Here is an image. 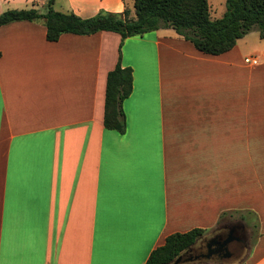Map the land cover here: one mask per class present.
I'll use <instances>...</instances> for the list:
<instances>
[{"label":"crops","instance_id":"1","mask_svg":"<svg viewBox=\"0 0 264 264\" xmlns=\"http://www.w3.org/2000/svg\"><path fill=\"white\" fill-rule=\"evenodd\" d=\"M48 2L0 0V15ZM126 8L53 5L82 19ZM119 62L133 70L124 134L104 125ZM234 226L241 254L204 264H264L258 29L213 56L169 29L49 42L42 19L0 28V264H147L171 235L202 229L209 241Z\"/></svg>","mask_w":264,"mask_h":264},{"label":"trees","instance_id":"2","mask_svg":"<svg viewBox=\"0 0 264 264\" xmlns=\"http://www.w3.org/2000/svg\"><path fill=\"white\" fill-rule=\"evenodd\" d=\"M133 11L122 14L101 12L89 19L53 9L49 0L45 13L39 10H11L0 15V28L17 23L44 20L47 40L58 42L61 36L73 34L91 36L101 32L116 33L122 40L142 37L161 29H173L207 55L220 56L235 48L237 42L258 29L264 39V0H226L227 11L213 19L209 0H132ZM133 92V70L119 62L108 74L105 98V128L125 133L126 123L122 103ZM224 218V215H223ZM224 225L222 226V228ZM205 231L194 229L165 239L149 257L147 264H173L178 257L204 239Z\"/></svg>","mask_w":264,"mask_h":264},{"label":"water","instance_id":"3","mask_svg":"<svg viewBox=\"0 0 264 264\" xmlns=\"http://www.w3.org/2000/svg\"><path fill=\"white\" fill-rule=\"evenodd\" d=\"M236 230H241L240 227L234 226L230 229V233L226 238L223 240H218L219 237H215L209 240L207 243L208 253L203 254L200 257L197 258H191L187 261H183L184 257L187 255L185 254L181 255L177 258V260L173 264H204L205 262L213 261V262H222L224 260H230L232 257H234L233 253L230 251V246L234 243H238L243 245L245 241L240 237L234 235ZM218 246V249H214V246ZM217 255L218 259H213L214 256Z\"/></svg>","mask_w":264,"mask_h":264},{"label":"flooded vegetation","instance_id":"4","mask_svg":"<svg viewBox=\"0 0 264 264\" xmlns=\"http://www.w3.org/2000/svg\"><path fill=\"white\" fill-rule=\"evenodd\" d=\"M230 233V229L224 232H221L218 234L219 239L218 240H223L224 238H226V236H228V234ZM234 235H240L239 231H236ZM204 241V240H203ZM209 241L205 240L204 243H207ZM203 243V244H204ZM201 245L200 247H198V245H196L194 248H192L186 256H192L193 258H197L202 256L203 254H207L208 253V248H207V244L206 245ZM243 245L238 244V243H234L230 246V251L233 253L234 256H238L239 254H241V251L243 249ZM214 249H218V246H214ZM219 257L217 255L214 256L213 259H218Z\"/></svg>","mask_w":264,"mask_h":264},{"label":"rangeland","instance_id":"5","mask_svg":"<svg viewBox=\"0 0 264 264\" xmlns=\"http://www.w3.org/2000/svg\"><path fill=\"white\" fill-rule=\"evenodd\" d=\"M209 6H210L211 17L213 19L222 18L227 11L226 0H209ZM43 12H45V9H43ZM169 30L174 31L173 29H169ZM201 245H199L198 247H200ZM191 258L193 259L192 256H185L183 261H187L188 259H191Z\"/></svg>","mask_w":264,"mask_h":264},{"label":"built area","instance_id":"6","mask_svg":"<svg viewBox=\"0 0 264 264\" xmlns=\"http://www.w3.org/2000/svg\"><path fill=\"white\" fill-rule=\"evenodd\" d=\"M247 64L257 65L258 61L256 59H245Z\"/></svg>","mask_w":264,"mask_h":264}]
</instances>
